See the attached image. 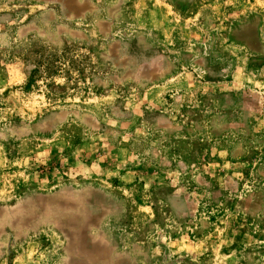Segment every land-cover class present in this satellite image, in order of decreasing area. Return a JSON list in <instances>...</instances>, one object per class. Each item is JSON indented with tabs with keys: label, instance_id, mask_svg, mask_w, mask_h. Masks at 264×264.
<instances>
[{
	"label": "rangeland",
	"instance_id": "374dc122",
	"mask_svg": "<svg viewBox=\"0 0 264 264\" xmlns=\"http://www.w3.org/2000/svg\"><path fill=\"white\" fill-rule=\"evenodd\" d=\"M179 1L0 0V264H264V14Z\"/></svg>",
	"mask_w": 264,
	"mask_h": 264
},
{
	"label": "crops",
	"instance_id": "0c3cea01",
	"mask_svg": "<svg viewBox=\"0 0 264 264\" xmlns=\"http://www.w3.org/2000/svg\"><path fill=\"white\" fill-rule=\"evenodd\" d=\"M219 2V1H216ZM222 2V1H221ZM175 4H180L181 2L179 0H174ZM184 6L185 7H189L192 6L193 4L196 3L195 0H184ZM213 3V2H211ZM209 3V4H211ZM223 3V2H222ZM221 3V4H222ZM208 3H201V5L205 6V9H211L213 6L209 5ZM226 4V3H225ZM251 7V9L253 10L254 13L257 14H264V0H254L253 3L249 6ZM207 11V10H206ZM206 13V12H205ZM207 14L209 15V12H207ZM203 15V14H202ZM202 17V16H201ZM264 18V15H263ZM196 20V17H192L191 21ZM201 19V18H200ZM215 19L213 17H209L207 20L208 24L205 28V30H208V26H212L214 25L215 27L212 30L216 31V39H218L219 37H222V32H219L218 30L221 27V23L217 24L214 23ZM196 22V21H195ZM192 25V24H191ZM200 25V23L197 21V23H193V26H190V28H196ZM202 26V25H200ZM156 28H153L152 30H155ZM161 29V28H160ZM157 30L160 33L157 34L158 38L157 40L161 43H165L168 40L170 34H168V32H161V30ZM202 29V27H201ZM190 33H194L193 31H189ZM171 38V36H170ZM185 39V37H184ZM191 39H195L194 36L191 35ZM170 43V42H169ZM158 47V46H157ZM135 54L137 57H139L140 59H142L143 61H147L149 59H152L153 61H156L155 58L156 57H161V52L159 51L158 48L156 47H152V46H148L145 49H140V47L137 45L135 47ZM152 57V58H149ZM206 72V70H204ZM199 84V83H198ZM198 84H196V86H198ZM204 82L201 81L200 85H203ZM194 85V84H192ZM205 102V101H203ZM201 100L198 101L199 104L197 105H191V103L189 105H191L190 107H187V109H179V110H171L169 112V115L167 116V114L163 113L162 110H160V108L158 110H156L155 113H153V120L152 123L160 125V123L168 120L172 123H174V121H178V116L182 119H185V121L188 122L187 125H191L193 122L195 121H199L200 123H202V113H201V106L202 103ZM159 105L162 106V102L158 101ZM181 110V111H180ZM121 179H123V177H127V172L126 170L124 172H119L118 174ZM150 197V195H149ZM151 205H153L152 203H154V209H151V205L147 207V204H142L141 205V210L144 213H147V211H153L151 212L154 216H157L158 214L163 215V216H168L170 218L176 219V218H183L186 217L187 215H190L191 211H189V209L186 208V200L182 199V198H176L175 196H167V197H163V196H155L151 197ZM155 206H160L159 208H155Z\"/></svg>",
	"mask_w": 264,
	"mask_h": 264
}]
</instances>
